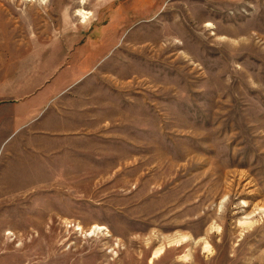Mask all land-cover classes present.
Instances as JSON below:
<instances>
[{"label":"rangeland","instance_id":"rangeland-1","mask_svg":"<svg viewBox=\"0 0 264 264\" xmlns=\"http://www.w3.org/2000/svg\"><path fill=\"white\" fill-rule=\"evenodd\" d=\"M51 54L77 83L0 190V264H264V0H0V93Z\"/></svg>","mask_w":264,"mask_h":264},{"label":"crops","instance_id":"crops-1","mask_svg":"<svg viewBox=\"0 0 264 264\" xmlns=\"http://www.w3.org/2000/svg\"><path fill=\"white\" fill-rule=\"evenodd\" d=\"M55 58L58 66L51 63L52 66L45 80L35 88L30 89L29 84L25 85L23 82L16 89L0 93L15 96V98H0V117L9 116V119L0 118V147L7 139L17 137L18 141L11 148L10 154L12 158L16 156L20 158L19 161H15L18 168L0 172V190L30 189L38 180L34 178L37 173L32 171L28 156L31 152L38 151L37 147L34 148L35 150L32 149V141H34L32 138H36L37 134L65 130L67 119L65 110L62 109V102L63 98L69 94L68 92H71V85L77 83V75L74 69L62 65V56L55 57L54 54L47 56V59ZM34 186L38 185L34 184Z\"/></svg>","mask_w":264,"mask_h":264},{"label":"bare ground","instance_id":"bare-ground-1","mask_svg":"<svg viewBox=\"0 0 264 264\" xmlns=\"http://www.w3.org/2000/svg\"><path fill=\"white\" fill-rule=\"evenodd\" d=\"M83 1H84V0H82V2H83ZM75 15H76L77 17L81 18L82 21H85L86 19L89 18V16H90V12L84 11V10H82V9H78V10H76ZM206 26H207V27H210L211 25H210V24H207ZM102 229H103L102 227H98V226H94V229L92 228V230H97V231H98V230H102ZM9 233H10V232H9ZM161 250H162V247L159 248L158 251L154 253L153 258L157 257L158 254L161 252Z\"/></svg>","mask_w":264,"mask_h":264}]
</instances>
